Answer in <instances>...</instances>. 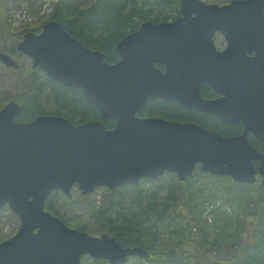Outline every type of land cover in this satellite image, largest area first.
Instances as JSON below:
<instances>
[{"label": "water", "instance_id": "95a60500", "mask_svg": "<svg viewBox=\"0 0 264 264\" xmlns=\"http://www.w3.org/2000/svg\"><path fill=\"white\" fill-rule=\"evenodd\" d=\"M179 12L127 33L117 43L115 63L55 20L38 33H24L17 51L48 77L79 88L115 126L106 128L101 120L73 124L53 113L17 121L16 101L0 107V208L7 205L20 221L15 234L0 241V264H81L85 254L126 264L130 256L147 255L105 232L92 235L66 225L44 208L55 190L70 196L77 185L84 195L165 172L183 180L197 164L241 183L260 175L264 188V152L249 140L251 134L264 144V0H180ZM217 33L226 41L223 49L214 44ZM0 62L18 67L1 50ZM202 84L217 96L203 97ZM154 99L241 123L242 131L224 136L192 121L139 117Z\"/></svg>", "mask_w": 264, "mask_h": 264}, {"label": "trees", "instance_id": "16d2710c", "mask_svg": "<svg viewBox=\"0 0 264 264\" xmlns=\"http://www.w3.org/2000/svg\"><path fill=\"white\" fill-rule=\"evenodd\" d=\"M179 3L180 0H60L42 23L23 28L17 36H23L28 31L38 32L44 22L55 20L85 46L103 52L106 61L114 62L118 58L116 45L125 34L146 20L156 23L176 18L180 14ZM17 42L8 44L9 52L15 51ZM30 70L42 74L35 75L34 79L37 80L33 82H37V92L44 91L46 99H53V105L47 108L34 98L28 100L24 92L16 94L11 100L21 106L15 118L17 121H28L39 114L53 113L73 124L101 120L107 128L115 125L113 120L104 119L78 88L65 86L38 68L31 66L28 72ZM210 92L212 90L208 86L201 87L203 96ZM138 113L141 116L161 115L170 119L190 120L224 136L238 134L243 128L241 123L227 124L214 115L185 109L178 103L164 100L149 101ZM249 140L257 150L264 152L261 141L252 135H249ZM148 183H156L155 188L150 189ZM124 190L132 193V201L122 198ZM55 193L59 191H54L48 197L45 209L67 225L91 234L105 232L123 246H141L147 250L145 257H129L126 264H264V188L259 183H240L228 176H213L197 165L191 176L183 180L173 173H165L155 179L142 178L137 185L125 184L115 190L105 188L104 198L101 197L99 206L92 214L96 227L91 231L79 223H69L57 205L51 203ZM61 195L72 201L71 197ZM216 200L221 203L214 207L215 214L209 221L208 216H203V204ZM186 211L191 215L189 228L197 229V237L193 240V250L188 251L189 255L178 257V249L184 243L187 230V225L184 227V220L188 218ZM248 216L251 217L248 221L251 239L243 236L247 234L243 231V223ZM211 226L218 230L212 238L209 235ZM6 238L8 236L3 239ZM189 238L190 235H187V240ZM226 240L229 244L224 243ZM202 247L215 248L217 256L202 252ZM130 259L135 261L129 263ZM91 264L109 263L104 259H91Z\"/></svg>", "mask_w": 264, "mask_h": 264}, {"label": "rangeland", "instance_id": "374dc122", "mask_svg": "<svg viewBox=\"0 0 264 264\" xmlns=\"http://www.w3.org/2000/svg\"><path fill=\"white\" fill-rule=\"evenodd\" d=\"M55 1V2H54ZM60 0H0V49L5 53L13 57L19 66L18 69L8 68L4 64L0 62V105L1 107L11 100L15 95L24 92L27 94L28 100L36 99L37 102L41 101L42 105L49 108L52 106V98L46 99V92L39 93L37 92V82L34 83L37 79H34L35 75H42L37 73L36 71H29L28 69L32 66L31 58L27 55L22 54L17 51L15 46L14 52H9L8 44L12 41H20L23 36H17V33L25 27H35L42 23V20L45 19L46 15L49 11L43 13V8L46 6H52L58 3ZM205 2L223 4L228 2L229 0H203ZM47 3V5L45 4ZM18 43V42H17ZM214 43L216 47L222 49L226 42L221 34H216L214 36ZM17 51V52H16ZM13 69V70H12ZM39 69V68H38ZM40 70V69H39ZM43 72V71H42ZM44 73V72H43ZM45 74V73H44ZM40 80L42 79L41 76ZM38 80V81H40ZM34 95V96H33ZM259 178L257 179L256 184L259 183ZM168 181V180H167ZM260 184V183H259ZM211 186V183L208 184ZM156 183L151 184L148 183V187L150 189L155 188ZM72 193V201L66 200L61 192L55 193L51 197V203L53 205H57L58 209L61 213L65 214V218L69 220V223L73 224H81L87 226V229H94L95 222L92 214L94 210L97 209L101 202V197H103V193L105 192V188L101 187L89 196L82 195L77 186L71 188ZM155 191H158L155 189ZM165 191H163L164 193ZM162 193V194H163ZM122 198L126 199V201H132V193L128 190H124ZM220 200H216L215 202H204V213L203 216H208V220L212 221V216L214 213V207L219 205ZM187 219L184 221V227L187 225V230L184 233V243L178 249V257H186L188 251L191 252L195 245L194 239L197 237V229L189 228L192 224L191 215L188 211H186ZM17 216L8 208L7 206L0 208V241L4 240L3 238L8 236L10 237L14 234L15 230L19 225V221L17 220ZM251 217L248 216V219H245L243 223V231L247 232V234L243 235L244 237H250V227L248 225V221ZM210 238L214 236V234L218 233V230L214 227H210ZM215 232V233H214ZM187 235H190V240H187ZM224 243L229 244V241L226 240ZM230 246V245H229ZM201 251L204 253H211L212 256H217V251L215 248H206L202 247ZM91 259L89 256H85L82 258L83 264H91ZM135 260L130 259L129 263H133Z\"/></svg>", "mask_w": 264, "mask_h": 264}, {"label": "flooded vegetation", "instance_id": "af4514ba", "mask_svg": "<svg viewBox=\"0 0 264 264\" xmlns=\"http://www.w3.org/2000/svg\"><path fill=\"white\" fill-rule=\"evenodd\" d=\"M137 29V28H136ZM135 30V29H134ZM126 35V34H125ZM124 35V36H125ZM123 36V37H124ZM117 54H118V52H117ZM119 58H120V56H119V54H118V58H117V60H115L114 62H116V61H118L119 60ZM108 62V61H107ZM114 62H109V63H114ZM157 66H159L162 70H164V66L162 65V64H156ZM206 84H202L201 86H200V88L202 87V86H205ZM207 86V85H206ZM79 89V88H78ZM80 90V89H79ZM81 91V90H80ZM82 93V92H81ZM83 95V94H82ZM217 96V94L214 92V91H212V93L210 92V93H208V94H206V96H204L205 98H215ZM84 97V96H83ZM154 100H161V99H154ZM147 102H149V101H147ZM146 102V103H147ZM170 102H172V101H170ZM174 103H177V102H174ZM178 105H180L179 103H178ZM144 106V105H143ZM142 106V107H143ZM181 106V105H180ZM141 107V108H142ZM181 107H183V106H181ZM140 108V109H141ZM184 108V107H183ZM140 109H139V111H140ZM186 109V108H185ZM138 111V112H139ZM137 112V115L139 116V117H151V116H141V115H139V113ZM158 117H162V118H165V117H163V116H158ZM165 119H169V120H178V119H170V118H165ZM178 121H190V120H178Z\"/></svg>", "mask_w": 264, "mask_h": 264}, {"label": "bare ground", "instance_id": "6f19581e", "mask_svg": "<svg viewBox=\"0 0 264 264\" xmlns=\"http://www.w3.org/2000/svg\"><path fill=\"white\" fill-rule=\"evenodd\" d=\"M83 44V43H82ZM84 45V44H83ZM87 47V46H86ZM89 48V47H88ZM91 49V48H90Z\"/></svg>", "mask_w": 264, "mask_h": 264}, {"label": "built area", "instance_id": "2783aa9c", "mask_svg": "<svg viewBox=\"0 0 264 264\" xmlns=\"http://www.w3.org/2000/svg\"><path fill=\"white\" fill-rule=\"evenodd\" d=\"M47 5V3H45Z\"/></svg>", "mask_w": 264, "mask_h": 264}]
</instances>
